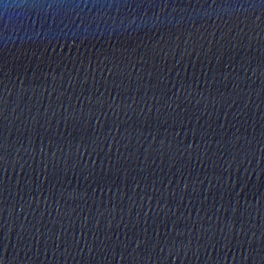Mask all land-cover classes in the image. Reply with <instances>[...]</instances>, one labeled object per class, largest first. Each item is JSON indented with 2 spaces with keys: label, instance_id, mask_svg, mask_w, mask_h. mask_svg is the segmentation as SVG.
Here are the masks:
<instances>
[{
  "label": "water",
  "instance_id": "95a60500",
  "mask_svg": "<svg viewBox=\"0 0 264 264\" xmlns=\"http://www.w3.org/2000/svg\"><path fill=\"white\" fill-rule=\"evenodd\" d=\"M17 2L0 264H264V0Z\"/></svg>",
  "mask_w": 264,
  "mask_h": 264
},
{
  "label": "clouds",
  "instance_id": "9594fccd",
  "mask_svg": "<svg viewBox=\"0 0 264 264\" xmlns=\"http://www.w3.org/2000/svg\"><path fill=\"white\" fill-rule=\"evenodd\" d=\"M29 7H35V5H29L27 3V0H22V2H20V0H18V2L14 5L11 6L12 9H18L20 10V14L23 15L24 12L23 10Z\"/></svg>",
  "mask_w": 264,
  "mask_h": 264
}]
</instances>
